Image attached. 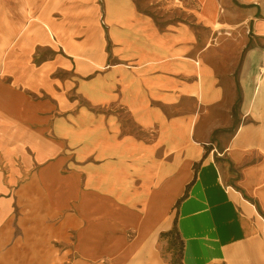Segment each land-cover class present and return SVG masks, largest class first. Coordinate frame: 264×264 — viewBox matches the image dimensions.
I'll list each match as a JSON object with an SVG mask.
<instances>
[{"label":"crops","instance_id":"obj_1","mask_svg":"<svg viewBox=\"0 0 264 264\" xmlns=\"http://www.w3.org/2000/svg\"><path fill=\"white\" fill-rule=\"evenodd\" d=\"M138 1L0 0V39L30 24L25 11L37 19L35 34L17 40L21 69H0L13 76L0 98V182L7 171L8 185L27 178L41 186L51 212L44 217L54 218L41 230L32 226L42 217L26 220L30 228L10 247L0 226V250L44 241L59 243L62 264H177L160 250L177 222L180 264H264V0ZM50 38L66 56L32 69V50L51 47ZM108 43L118 63L96 69ZM46 73L49 96L28 95L32 74L43 95ZM85 98L98 114L86 113ZM235 102L240 121L222 151L211 136L223 126L201 135L199 114L183 111L162 121V142L150 146L161 157L144 162V122L156 107L211 112ZM127 116L140 132L125 127ZM223 158L238 170L234 182Z\"/></svg>","mask_w":264,"mask_h":264},{"label":"rangeland","instance_id":"obj_2","mask_svg":"<svg viewBox=\"0 0 264 264\" xmlns=\"http://www.w3.org/2000/svg\"><path fill=\"white\" fill-rule=\"evenodd\" d=\"M223 0H220L222 2ZM142 7L144 6V0L138 1ZM27 18L30 20V24L17 26V32L14 36H5L4 39H0V69H21L20 64L22 62L20 59H16L15 49L17 48L18 42L17 40L21 35H34V29L36 28L35 14L33 10H28L24 12ZM6 14V12H5ZM6 16V15H5ZM10 17L9 15H7ZM12 16V15H11ZM3 10H0V19L3 18ZM28 20V21H29ZM44 33L49 36V31L46 29V26H41ZM53 31V36L56 38L58 36L60 38L61 33L54 31V29L49 26ZM216 30H218L219 34L222 35V26L216 25L214 26ZM229 32H232L231 30ZM51 39V38H50ZM215 44L219 46L221 44V40L219 39L215 41ZM51 47H41L39 49H33L29 60L27 61L28 65L35 69L37 66L43 64L44 62H51L60 60L62 56H66L64 49L61 46V42L58 39L57 43H54L51 39L50 42ZM112 48V44L108 43L107 52L110 54ZM226 47L223 46L218 47L217 58L221 61H224V58L227 56ZM69 58V57H68ZM69 60H73L69 58ZM75 60V59H74ZM218 60V61H219ZM97 68L96 69H108L111 64H115L117 61L111 56V54L107 57L105 63L100 64L95 59ZM94 61L92 59L87 61L85 59L86 64L94 65ZM118 63V62H117ZM131 66L136 65L135 62L130 63ZM51 69V68H48ZM54 69H62L61 67H57ZM70 69V68H69ZM51 76L49 73L44 75V85L45 89L43 91V95L37 94L36 91V82L38 80L37 75H30V80L27 83V87L16 86L18 90L23 88L25 92L31 97H39L43 98L44 96H49L48 90L52 89L51 84ZM58 76L62 80L66 78V74L59 73L53 75ZM12 75L9 74H0V98L5 97V91L7 88L12 87ZM9 85V86H8ZM71 98H74L72 95ZM159 112V115H153L149 122H144V162L148 163L154 161L157 157H161V154H157L154 149H151L152 145H159L162 141L158 140V133L160 128L162 127V121L166 118L168 120L173 119L176 116L184 114L183 111H191L196 114H199L198 117V127L200 126L201 135H205L209 132V126L211 124L217 123L223 126V128H218L215 130L211 136V140L214 146H217L219 151H222L226 140H228L236 131L238 123L240 121L239 118V104L235 102L232 105L214 108L211 112H205V110H195V107L192 104H188L181 107H173V108H163L161 112V107H156ZM160 108V109H159ZM85 109L86 113L93 116V114H98L99 107L94 106L92 101L85 98ZM124 122L125 127L127 129H131L134 132H140L141 126L138 122L131 119V117L127 116V119ZM208 136V134H207ZM160 141V142H158ZM170 160V159H168ZM222 166H224L225 170L231 176V181H235L239 177L238 170L231 164V162L223 158L221 161ZM5 178L0 182V212L5 209L4 219L2 220L1 226V236L3 237L4 244L7 247L12 245V241L14 240V233L18 235V232L27 231L30 225L28 224L29 219H33L31 217H42L43 222L38 221L33 229H44L48 228L46 223H50L53 216L44 217V215H50L51 212L49 210L48 198L45 194L43 188L39 185H31L27 184L28 179L24 178L19 181L18 184L8 185V176L9 173L5 171ZM4 203H8V206L5 208ZM44 217V218H43ZM25 219V220H24ZM27 220V221H26ZM175 241V237H172L170 240H164L165 243L160 245V250L163 258L170 263L179 262V242L175 246H172L170 241ZM11 243V244H10ZM52 249H48L49 242L42 241L38 244L37 249L29 251L25 249H20L15 252L10 249H5L4 251L0 250V264H62L59 259L60 251H59V243L52 242ZM47 246V247H46ZM31 258V259H30ZM34 258V260H33ZM30 261H33L30 263ZM36 262V263H35ZM67 264V263H63ZM180 264V263H177Z\"/></svg>","mask_w":264,"mask_h":264},{"label":"trees","instance_id":"obj_3","mask_svg":"<svg viewBox=\"0 0 264 264\" xmlns=\"http://www.w3.org/2000/svg\"><path fill=\"white\" fill-rule=\"evenodd\" d=\"M240 99H241V97L239 98V100ZM186 196L184 198H186ZM183 199H181L179 201V203H181V201ZM172 237H175V241H178L179 242V249H180V254L179 255L180 256H179V262H176V263H181L182 262V259H183V255H184V241L180 237V233H179V230H178V227H177V222H176V225H175V227L173 228L172 231H170L169 233H163L162 234V239L163 240H170ZM175 241H173V240L170 241V243H171L172 246H175L177 244V242H175Z\"/></svg>","mask_w":264,"mask_h":264}]
</instances>
